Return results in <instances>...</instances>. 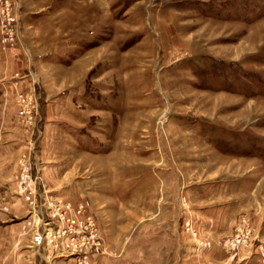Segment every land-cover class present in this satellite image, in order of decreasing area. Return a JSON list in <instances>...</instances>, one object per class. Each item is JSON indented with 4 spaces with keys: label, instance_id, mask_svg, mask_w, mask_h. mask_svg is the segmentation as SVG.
Listing matches in <instances>:
<instances>
[{
    "label": "rangeland",
    "instance_id": "obj_1",
    "mask_svg": "<svg viewBox=\"0 0 264 264\" xmlns=\"http://www.w3.org/2000/svg\"><path fill=\"white\" fill-rule=\"evenodd\" d=\"M1 84L36 264H264V0H0Z\"/></svg>",
    "mask_w": 264,
    "mask_h": 264
},
{
    "label": "crops",
    "instance_id": "obj_2",
    "mask_svg": "<svg viewBox=\"0 0 264 264\" xmlns=\"http://www.w3.org/2000/svg\"><path fill=\"white\" fill-rule=\"evenodd\" d=\"M3 89L1 84L0 90ZM11 124V123H10ZM13 125V124H11ZM4 139L0 142V149L6 147L7 153L17 148V141ZM11 158L10 154L0 155V160L7 162ZM1 164V163H0ZM1 167V166H0ZM4 170L5 168L2 167ZM0 168V170H2ZM13 168L0 173V191L5 192L3 195L9 202V212H3L0 209V263L2 264H30L34 261L33 249L31 250L30 234H25L21 229L22 219L27 213L26 205L12 189L6 184V176L10 175ZM6 182V183H5ZM0 192V193H1ZM14 218L13 220H11ZM33 251V252H32ZM35 264L37 261H34Z\"/></svg>",
    "mask_w": 264,
    "mask_h": 264
},
{
    "label": "built area",
    "instance_id": "obj_3",
    "mask_svg": "<svg viewBox=\"0 0 264 264\" xmlns=\"http://www.w3.org/2000/svg\"><path fill=\"white\" fill-rule=\"evenodd\" d=\"M28 182H30V176L27 175V171H26V169H24L23 170V174H22L21 178L19 179V190H18L19 193H23V192L27 191V189H28V187H27ZM55 213H56L55 210H52L51 211V214H55ZM49 215H50V213L47 216H49ZM91 223H92V220L91 219H88L87 224H89L91 226ZM46 235H47V238L49 239V241H52V237H55V235H53V234H51L49 232H47ZM41 238H42V235L38 233V235L35 237L36 242H40ZM80 238H83V236L80 237ZM97 243H98V241L96 239V234L93 233L91 235V244L92 245H96ZM80 259H82L83 261H86L83 258H80Z\"/></svg>",
    "mask_w": 264,
    "mask_h": 264
}]
</instances>
